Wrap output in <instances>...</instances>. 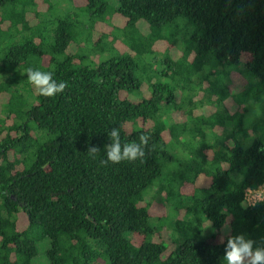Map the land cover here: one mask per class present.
I'll list each match as a JSON object with an SVG mask.
<instances>
[{"label": "trees", "instance_id": "obj_1", "mask_svg": "<svg viewBox=\"0 0 264 264\" xmlns=\"http://www.w3.org/2000/svg\"><path fill=\"white\" fill-rule=\"evenodd\" d=\"M113 1L0 0V264H32L46 239L48 264H222L230 235L264 245V200L244 202L264 182V0ZM28 68L68 86L41 96ZM112 127L147 134L145 156L104 164Z\"/></svg>", "mask_w": 264, "mask_h": 264}, {"label": "clouds", "instance_id": "obj_2", "mask_svg": "<svg viewBox=\"0 0 264 264\" xmlns=\"http://www.w3.org/2000/svg\"><path fill=\"white\" fill-rule=\"evenodd\" d=\"M28 82L34 86L39 95L53 97L62 94L68 86L64 81L53 79L52 72L28 68L25 72ZM110 143L104 146L106 159L104 164H119L123 161H136L145 156V147L148 145L149 136L141 134L139 143L135 141L121 143L120 130L112 127L107 131ZM100 149L92 146L87 149V154L95 159ZM222 264H264V245L257 244L245 234L230 235L224 245Z\"/></svg>", "mask_w": 264, "mask_h": 264}, {"label": "rangeland", "instance_id": "obj_3", "mask_svg": "<svg viewBox=\"0 0 264 264\" xmlns=\"http://www.w3.org/2000/svg\"><path fill=\"white\" fill-rule=\"evenodd\" d=\"M49 1L52 3V5H54V8L56 9L57 12L63 13V12H66V10L73 8L72 0H49ZM116 4H117V2L112 0L111 5L115 6ZM116 19L120 22V20L118 18H116ZM112 21H113V19H112ZM144 25L145 24L143 22L139 23L138 27L140 28L141 31L145 30ZM109 27H111V26L110 25L107 26L102 22V29L100 31L93 32L91 36L88 35L89 37L86 39L85 43H87V41L90 40V44H94V42H96L97 40L100 39L99 38L100 34L102 32H104L106 30V28H109ZM84 39H85V37H84ZM109 39H111V37ZM109 39L104 40V43H106V44L102 43V44H97L98 46L97 45L94 46V48H96V49H95L94 53L92 52L90 54L91 59L92 58L99 59V58H104L105 56H108V54L112 51L111 40L108 41ZM76 45H78L77 42H76ZM74 48H76V46H74ZM83 49H84V51L92 50V47L89 46L88 44H86L83 47ZM105 49H107V50H105ZM245 75L246 74L244 72H242V79L241 80H242L244 85L243 84H241V85L237 84L236 87H238V88H233L234 90H238L239 87L241 88L243 86V88H244L246 86L245 81L243 80ZM199 110H202V111L204 110L203 112H199V114H200L199 116H203V117H211V115L213 114L211 112L214 111V110H211V105H209V107L208 106H200V107H198V111ZM260 118H261V109H258V108H256V109L254 108V110L251 109L249 120L253 123V122L258 121V120L260 121ZM181 156H183V155H181ZM45 241H46V244L44 245ZM45 241H43L39 244L38 254L33 259L32 264H48V257H47L46 251H47L48 246H49V240L46 239Z\"/></svg>", "mask_w": 264, "mask_h": 264}, {"label": "built area", "instance_id": "obj_4", "mask_svg": "<svg viewBox=\"0 0 264 264\" xmlns=\"http://www.w3.org/2000/svg\"><path fill=\"white\" fill-rule=\"evenodd\" d=\"M264 200V182L258 187H250L245 192V204L254 205Z\"/></svg>", "mask_w": 264, "mask_h": 264}]
</instances>
